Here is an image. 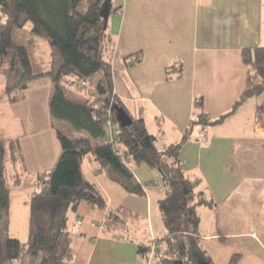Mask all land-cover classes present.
Returning a JSON list of instances; mask_svg holds the SVG:
<instances>
[{
    "label": "crops",
    "instance_id": "1",
    "mask_svg": "<svg viewBox=\"0 0 264 264\" xmlns=\"http://www.w3.org/2000/svg\"><path fill=\"white\" fill-rule=\"evenodd\" d=\"M111 1L119 9L108 22L116 41L115 94L130 116L144 120L161 148L180 143L201 112L211 121L223 119L197 126L180 156L186 175L199 183L197 192L211 203L197 208L203 249L214 264H230L235 256L237 264H264V81L243 57L244 50L264 47V0ZM33 53L36 71L47 73L49 44L35 38ZM135 54L141 59L129 66ZM262 85L260 93L235 108L245 92ZM52 94L51 81L42 79L17 93L19 103L0 105V141H16L22 157L16 171L7 165L21 178L10 195V217L15 230L23 231L11 237L22 242L29 236V202L38 179L55 168L62 154L50 114ZM86 94L69 90L75 101L91 99ZM200 133L204 142L198 141ZM129 167L145 196L129 195L99 172L92 154L84 159V177L101 191L107 209L124 206L138 218L129 239L117 240L104 230L107 210L81 203L69 216L70 264H154L138 254V244L166 236L159 209L165 195L162 176L146 166ZM29 177L37 178L36 186L23 185Z\"/></svg>",
    "mask_w": 264,
    "mask_h": 264
},
{
    "label": "trees",
    "instance_id": "2",
    "mask_svg": "<svg viewBox=\"0 0 264 264\" xmlns=\"http://www.w3.org/2000/svg\"><path fill=\"white\" fill-rule=\"evenodd\" d=\"M104 1L0 0V78L5 93L11 103H19L22 98L17 93L49 79L53 86L50 114L62 148L55 168L38 179L39 189L29 202V236L22 242L9 235L8 224L11 191L20 186L21 178L7 166L16 171L22 157L16 141H0V264H70L74 250L69 216L83 202L107 210V233L117 240L129 239L131 223L138 216L124 206L107 209L101 191L84 177L83 162L90 154L100 164L99 172L105 171L129 195L145 196L130 163L161 174L165 195L159 209L166 236L155 248L154 243L138 244V254L145 261L153 255L154 264H214L201 245L197 213L199 206L211 203L197 192L199 183L186 175L180 156L197 126L223 119L211 121L201 112L191 121L183 140L165 148L148 132L143 119L131 117L133 123L121 127L116 108L127 109L115 94L116 41L101 16ZM118 10L112 6L111 14ZM35 38L45 40L51 48L47 73L35 69ZM243 57L264 81V47L244 50ZM140 59L135 54L128 65ZM71 89L87 93L91 99L72 100ZM262 89L263 85L245 92L235 108ZM201 108L202 103L197 102V109ZM107 112L110 117H105ZM109 121L114 125L112 131ZM230 264H237L236 256Z\"/></svg>",
    "mask_w": 264,
    "mask_h": 264
},
{
    "label": "rangeland",
    "instance_id": "3",
    "mask_svg": "<svg viewBox=\"0 0 264 264\" xmlns=\"http://www.w3.org/2000/svg\"><path fill=\"white\" fill-rule=\"evenodd\" d=\"M30 27H31V24L28 26V30L30 29ZM89 85V84H88ZM5 91V90H4ZM2 93V94H1ZM86 95H88V94H86ZM88 98H89V96H88ZM5 100H9V102L11 103V98L6 94V93H4V92H2V91H0V105L3 103V101H5ZM90 100V99H89ZM88 100V101H89ZM129 107L131 108V110H132V107H133V105H129ZM1 108V107H0ZM3 108H4V106H3ZM6 108H7V106H6ZM2 110H4V109H2ZM7 111V110H6ZM7 113H8V111H7ZM0 115H1V112H0ZM3 124L0 122V127L1 128H3ZM0 128V131H3L2 129ZM201 134H203L204 136H205V133H200L199 135H201ZM199 135H198V137H199ZM206 137V136H205ZM2 138L4 139V137L2 136ZM5 140V139H4ZM205 141V140H204ZM44 175V174H43ZM24 184V186H26L27 188H30L31 186H36L37 185V178L36 177H29V178H24V182H23ZM39 185V184H38ZM24 188V187H23ZM15 189L16 188H13L12 189V191H11V194H12V192H14L15 191ZM20 188H18L17 190H19ZM16 190V191H17ZM16 200V199H15ZM15 200H12V202H13V205H16L15 203H16V201ZM10 205H11V199H10ZM8 224H9V235L10 236H20V235H22L23 234V231H22V233H21V231L20 230H15V228H16V224H15V221L13 220V218L12 217H10V214H9V221H8ZM11 224H13L14 225V227L12 228L11 227ZM143 234L144 235H147L146 233H144L143 232ZM158 240H156V241H154V247H156V245H158V242H157ZM156 242V243H155ZM145 244H148L149 243V241L148 240H145V242H144ZM153 255H151V259H153V257H152ZM152 264V263H151Z\"/></svg>",
    "mask_w": 264,
    "mask_h": 264
},
{
    "label": "water",
    "instance_id": "4",
    "mask_svg": "<svg viewBox=\"0 0 264 264\" xmlns=\"http://www.w3.org/2000/svg\"><path fill=\"white\" fill-rule=\"evenodd\" d=\"M111 11H112V1L105 0L103 3V9L101 11V16L104 19L105 28L107 27L111 15ZM116 111H117L116 120L121 125V127H127L133 123V119L124 108H116Z\"/></svg>",
    "mask_w": 264,
    "mask_h": 264
},
{
    "label": "built area",
    "instance_id": "5",
    "mask_svg": "<svg viewBox=\"0 0 264 264\" xmlns=\"http://www.w3.org/2000/svg\"><path fill=\"white\" fill-rule=\"evenodd\" d=\"M110 116H111V112H107V114L105 115V117H110ZM108 124L111 127V131H112L114 129V125H113L112 121H109ZM205 139H206V137L203 134L199 135V137H198L199 142H204Z\"/></svg>",
    "mask_w": 264,
    "mask_h": 264
}]
</instances>
